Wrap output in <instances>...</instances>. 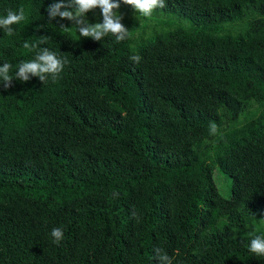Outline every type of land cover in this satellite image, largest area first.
I'll return each mask as SVG.
<instances>
[{
	"label": "trees",
	"instance_id": "trees-1",
	"mask_svg": "<svg viewBox=\"0 0 264 264\" xmlns=\"http://www.w3.org/2000/svg\"><path fill=\"white\" fill-rule=\"evenodd\" d=\"M55 2L0 0L26 17L0 28V264H264V0H112L122 41ZM44 48L63 70L16 77Z\"/></svg>",
	"mask_w": 264,
	"mask_h": 264
},
{
	"label": "clouds",
	"instance_id": "clouds-1",
	"mask_svg": "<svg viewBox=\"0 0 264 264\" xmlns=\"http://www.w3.org/2000/svg\"><path fill=\"white\" fill-rule=\"evenodd\" d=\"M124 2L134 5L143 16H150L153 9L165 6L164 0H124ZM96 7L102 10L103 23L95 25L86 23L85 14ZM61 8L66 10L61 11ZM117 8H119V4L113 3L112 0H59L49 6L47 11L50 14L49 19L59 16L72 21L82 37L92 36L96 40H100L102 37L112 34L117 41H122L126 38V30L120 23V17L114 13V9ZM25 18L23 7L19 9V12L9 10L5 17L0 18V28L11 35L13 33L11 26L20 23ZM61 26L64 27V25ZM23 46L28 48L29 44L25 43ZM131 59L139 61L137 56H133ZM64 63L65 61L59 58L55 52L44 48L37 53L34 60L21 62L15 76L25 81L28 80V73L39 75L42 80L45 78L44 74H51L55 77L63 70ZM11 67V64L7 62L0 67V78L5 82H10L12 79L9 75ZM212 129L215 131V125H212ZM51 236L58 244L63 239V229L53 228ZM250 250L259 256H264V236L254 235L250 243ZM162 259L167 261V264H172V260L167 255H164Z\"/></svg>",
	"mask_w": 264,
	"mask_h": 264
},
{
	"label": "rangeland",
	"instance_id": "rangeland-1",
	"mask_svg": "<svg viewBox=\"0 0 264 264\" xmlns=\"http://www.w3.org/2000/svg\"><path fill=\"white\" fill-rule=\"evenodd\" d=\"M126 10V9H125ZM125 10L123 9V11H115L117 15H125ZM127 13H132L131 11L126 10ZM215 181L219 187V190L221 192V194L226 197V198H230L231 197V189H232V182L231 179L222 174L220 171L216 170L215 171Z\"/></svg>",
	"mask_w": 264,
	"mask_h": 264
}]
</instances>
